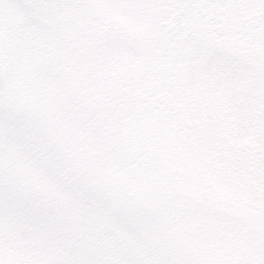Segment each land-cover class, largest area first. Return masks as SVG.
Listing matches in <instances>:
<instances>
[{"label": "snow or ice", "instance_id": "obj_1", "mask_svg": "<svg viewBox=\"0 0 264 264\" xmlns=\"http://www.w3.org/2000/svg\"><path fill=\"white\" fill-rule=\"evenodd\" d=\"M0 264H264V0H0Z\"/></svg>", "mask_w": 264, "mask_h": 264}]
</instances>
